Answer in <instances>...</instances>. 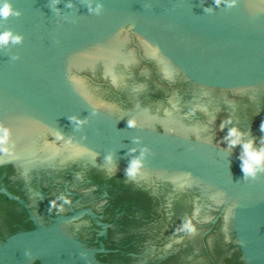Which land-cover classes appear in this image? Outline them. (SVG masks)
Wrapping results in <instances>:
<instances>
[{"label":"water","instance_id":"1","mask_svg":"<svg viewBox=\"0 0 264 264\" xmlns=\"http://www.w3.org/2000/svg\"><path fill=\"white\" fill-rule=\"evenodd\" d=\"M90 2L102 4L100 14ZM10 3L20 15L0 17V33L21 40L0 46V125L8 130L0 164L36 183L49 173L41 169L56 174L68 159L125 172L139 138L148 150L143 176L170 184L165 196L183 191L145 217L129 264H264V172L243 179L240 147L222 150L227 128L219 130L231 116L258 144L264 135V0ZM133 118L139 126L129 128ZM1 191L33 226L0 241V264H103L62 227L84 212L94 217L91 209L43 223L24 199Z\"/></svg>","mask_w":264,"mask_h":264},{"label":"flooded vegetation","instance_id":"2","mask_svg":"<svg viewBox=\"0 0 264 264\" xmlns=\"http://www.w3.org/2000/svg\"><path fill=\"white\" fill-rule=\"evenodd\" d=\"M58 168L62 171L56 174L41 169L51 174L46 172L48 175L43 174L46 181L36 183L25 182L20 169L12 162L0 164V241L33 226L25 207L2 192L3 188L24 199L43 223L52 222V217L67 215L71 209H91L94 217L84 212L62 223V227L95 249L97 259L103 264H129L138 249L136 231L143 228L145 217L155 214L159 203L182 197L183 190L176 192L177 195L165 196L170 193V184L151 173L137 181L122 171L69 159ZM191 220L194 226L200 225L193 216Z\"/></svg>","mask_w":264,"mask_h":264},{"label":"clouds","instance_id":"3","mask_svg":"<svg viewBox=\"0 0 264 264\" xmlns=\"http://www.w3.org/2000/svg\"><path fill=\"white\" fill-rule=\"evenodd\" d=\"M217 6L220 3V0H215ZM236 0H232V4L229 6H234ZM71 6V5H69ZM102 9V4L97 3L95 7H92L91 2L89 3L88 11L90 13L100 14ZM204 11H209V8H205ZM12 15H20V13L14 9L10 0H0V17L8 18ZM9 40H12L14 43L19 42L21 37L19 35H15L11 31H6L0 33V46L7 45ZM70 120H75V117H69ZM215 122V117H212L210 123ZM84 121H77V124H82ZM127 126L129 128L138 127L139 124L136 119H130L127 121ZM260 131L264 133V120L260 123ZM227 128L226 135L222 138V142L226 144V147L221 148L222 150L231 153L234 148L237 146L240 147V152L237 157L240 164L239 167L243 173V179L247 180L249 178L256 179L257 175L260 172H264V135L260 137L259 144L257 143V139L251 136L250 130L249 132H245L242 130L236 123H234L231 116L224 119L220 125L219 130L223 131ZM205 130H208L205 127ZM213 132L212 139L215 137V131L211 129ZM8 141V130L0 125V145H4ZM220 144V142H218ZM133 144L138 145L134 147L128 148L127 155L129 156L127 167L125 168V176L136 179L138 176H143L144 166H145V157L147 154L146 147H139L140 141L139 138L133 141ZM3 151H8L7 148H3ZM104 160L114 166V170H117L116 163V153H108L104 156ZM188 227V225H186ZM189 231L191 233L196 232V227L190 226ZM227 231V229H225ZM240 243H243L242 241Z\"/></svg>","mask_w":264,"mask_h":264}]
</instances>
